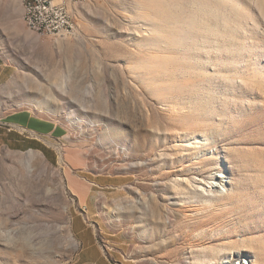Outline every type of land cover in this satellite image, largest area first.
I'll use <instances>...</instances> for the list:
<instances>
[{
    "label": "rangeland",
    "instance_id": "rangeland-1",
    "mask_svg": "<svg viewBox=\"0 0 264 264\" xmlns=\"http://www.w3.org/2000/svg\"><path fill=\"white\" fill-rule=\"evenodd\" d=\"M75 16L57 40L0 18V113L56 124L0 154V264H264V0Z\"/></svg>",
    "mask_w": 264,
    "mask_h": 264
},
{
    "label": "crops",
    "instance_id": "crops-1",
    "mask_svg": "<svg viewBox=\"0 0 264 264\" xmlns=\"http://www.w3.org/2000/svg\"><path fill=\"white\" fill-rule=\"evenodd\" d=\"M24 1L29 0H0V18L5 21H14L23 25V15L18 16ZM73 5V11L81 7ZM10 8V10L8 9ZM14 12H13V11ZM25 32L34 36L27 28ZM0 48V87L6 82L8 64L2 59ZM24 119V120H23ZM56 124L53 121L41 119L35 116L30 110L22 109L10 113H0V154L2 151H21L41 149L39 140L33 135L41 131L53 132ZM50 139V138H49ZM49 144V140H47Z\"/></svg>",
    "mask_w": 264,
    "mask_h": 264
},
{
    "label": "built area",
    "instance_id": "built-area-1",
    "mask_svg": "<svg viewBox=\"0 0 264 264\" xmlns=\"http://www.w3.org/2000/svg\"><path fill=\"white\" fill-rule=\"evenodd\" d=\"M89 0H29L22 5V15L37 23L44 38L71 39L78 31L73 3Z\"/></svg>",
    "mask_w": 264,
    "mask_h": 264
},
{
    "label": "bare ground",
    "instance_id": "bare-ground-1",
    "mask_svg": "<svg viewBox=\"0 0 264 264\" xmlns=\"http://www.w3.org/2000/svg\"><path fill=\"white\" fill-rule=\"evenodd\" d=\"M86 2L88 1H77V2H74L73 5H77V6H80V5H83L85 4ZM74 12V11H73ZM76 17V16H75ZM23 22H24V25L26 26V28L33 34L37 35V36H43V34L37 30V23H34L33 21H30L26 18V16L23 15ZM77 35V34H76ZM75 35V36H76ZM60 89H62L61 87H59ZM250 92L251 93H257L258 90L257 88L255 87V85L253 84L252 85V88L250 89ZM187 148L190 149V150H193V152L198 148L197 145L192 142V141H188L187 144H186ZM178 181H182V182H186V180L183 181V179H177ZM247 258H249L248 256H246ZM250 259V258H249ZM244 264H258L256 263L255 261H253L252 259H250V261L244 263Z\"/></svg>",
    "mask_w": 264,
    "mask_h": 264
}]
</instances>
